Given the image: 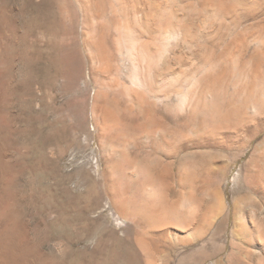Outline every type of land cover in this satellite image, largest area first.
Returning <instances> with one entry per match:
<instances>
[{
  "label": "bare ground",
  "instance_id": "obj_1",
  "mask_svg": "<svg viewBox=\"0 0 264 264\" xmlns=\"http://www.w3.org/2000/svg\"><path fill=\"white\" fill-rule=\"evenodd\" d=\"M77 1L99 82L97 129L104 137L130 130L149 140L134 157L158 192L145 195L153 183L136 189L133 179L128 184L135 190L120 181L113 191L122 215L137 222L132 247L163 258L207 240L221 256L212 264H264V0ZM196 18L211 32L200 33ZM215 21L219 26L213 29ZM168 32L192 49L196 39L204 46L208 41L204 54L198 47L193 52L202 72L176 52L175 59L164 58L161 70L156 64L152 72L148 65L153 75L148 92L121 82L120 64L129 61L136 68L138 61L157 57L156 45ZM172 98L177 105L166 106ZM210 141L217 151L204 160L198 150ZM243 158L230 189L229 169ZM11 252L3 250L0 264H14Z\"/></svg>",
  "mask_w": 264,
  "mask_h": 264
},
{
  "label": "rangeland",
  "instance_id": "obj_2",
  "mask_svg": "<svg viewBox=\"0 0 264 264\" xmlns=\"http://www.w3.org/2000/svg\"><path fill=\"white\" fill-rule=\"evenodd\" d=\"M85 20L77 0H0V254L11 250L14 264H212L221 256L207 240L188 252L148 255L152 261L132 247L137 222L122 215L113 191L122 183L131 191L150 188L144 194L152 196L159 185L134 157L149 144L145 134L137 132V146L136 132V138L130 130L104 137L97 129L99 82L85 47ZM196 20L200 33L211 32ZM174 34L160 36L159 56L136 68L120 64L119 80L148 92L155 68L178 53L200 70L195 54L197 47L205 53L208 41L196 39L193 50ZM201 149L204 160L217 151L211 141ZM245 160L229 169L230 189Z\"/></svg>",
  "mask_w": 264,
  "mask_h": 264
}]
</instances>
